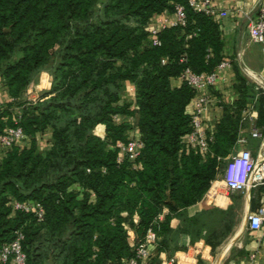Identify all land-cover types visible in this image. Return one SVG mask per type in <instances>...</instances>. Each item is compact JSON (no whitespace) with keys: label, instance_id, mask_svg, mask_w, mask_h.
<instances>
[{"label":"trees","instance_id":"trees-1","mask_svg":"<svg viewBox=\"0 0 264 264\" xmlns=\"http://www.w3.org/2000/svg\"><path fill=\"white\" fill-rule=\"evenodd\" d=\"M96 2L0 0V78L10 105L56 60L44 100L22 107L15 121L7 111L0 115L1 131L16 122L32 140L0 150V247L20 231L26 264H123L133 255L126 227L134 245L153 229L157 250H164L171 220L182 219L220 174L242 110L254 98V85L238 76L235 109L223 108L209 152L201 153L186 142L194 91L184 82L172 89L170 81L186 70L214 71L222 50L218 24L188 0H107L89 22ZM176 6L184 10V26L160 30V45L153 46L147 24L174 15ZM125 83L136 92L139 170L117 163L115 146L127 143L129 126L113 117L133 114L119 105ZM102 126L104 139L97 137ZM48 129L51 148L41 154L34 137ZM13 202L38 203L43 220L13 211ZM191 221L183 219L181 229L194 236Z\"/></svg>","mask_w":264,"mask_h":264},{"label":"crops","instance_id":"crops-1","mask_svg":"<svg viewBox=\"0 0 264 264\" xmlns=\"http://www.w3.org/2000/svg\"><path fill=\"white\" fill-rule=\"evenodd\" d=\"M196 1L202 2L203 0ZM211 1L219 11L227 13L225 18H221L215 22L219 26L220 40L222 42L220 63L225 61L228 62L230 66L224 69H217L219 63L214 69L217 75V80L215 86L209 91L210 104L203 116L204 130L208 135H211L214 138L216 126L223 116V108L226 107L228 110H234L235 107H233V105L239 99V95L235 90L238 76L245 78L247 82L256 85L254 86V98L252 101L248 102L242 110L236 143L231 154L247 149L254 160L264 162V114L259 115L258 113L260 107L264 110V102L260 103V97H264V91L260 86L249 80L246 75L247 72L259 74L264 69V55L261 53L260 46L249 42L246 34L248 19L256 17L259 10L262 8L264 9V0ZM173 19L174 15L168 14L153 16L147 24L146 29L149 32L151 30H160V22H170ZM45 79L46 81H51L47 74H42L39 78V84L35 86V92H47L49 90L50 83L46 88H43L42 86ZM170 85L172 89H178L182 85V82L178 78L172 79ZM135 97V87L131 83H125L123 85L119 105H129V110L133 114L131 116H119L118 120L119 124H126L129 126V130L126 132L127 140L139 139ZM11 102L12 99L8 94V90L0 78V115L7 111L10 114L12 121H15V118L11 116V110L14 108L12 107L13 105H10ZM190 109L191 104L187 109L188 112ZM21 112L22 108H19L17 110V118L20 117ZM2 121L5 123L7 117L2 118ZM252 129L259 130L261 135L260 139L250 138L249 133ZM104 134L105 128L102 126L100 136H104ZM51 135V130H46L44 134L45 142L43 141L41 144L48 147L50 145L48 142L51 140ZM37 137L38 135L35 136V141H37ZM21 145L29 147L30 142L26 139ZM37 145L38 144L36 143L37 150H39V146ZM44 149L48 151V149ZM228 157L222 160V170L212 183L211 187L215 183L220 185L223 177L225 161ZM237 193L241 194V197L235 201L232 200L229 195H222L217 192L210 199L204 195L198 203L189 207L185 211H182V219L174 218L170 222L171 231L165 236V249L162 251H158L157 247L151 249L150 259L146 261L145 264H160L161 261L168 260L171 256L175 257L179 254H183L185 252L182 251L190 250L192 244L196 240H200L197 245L201 247L204 239L194 237L187 229H185V231L181 229L183 219H191L202 213V211H206L210 208H216L222 213H229V211L231 212L240 207H243L244 209L243 216L246 218L245 225L243 226V223H241L240 227L232 231V235L225 239L226 242L218 249V253L214 258H211V264H244L250 255L255 256L252 264H264V224L259 230L250 231L247 223V216L256 211L260 206L264 205V187L261 186ZM218 198H221L223 202L219 203ZM168 202L170 201L168 200ZM167 214L168 210L164 209L163 215L160 216L159 219L163 220V217ZM228 242L229 244H227ZM205 247L209 250V247ZM201 258L203 257L201 256ZM188 264H196V260H191Z\"/></svg>","mask_w":264,"mask_h":264},{"label":"built area","instance_id":"built-area-1","mask_svg":"<svg viewBox=\"0 0 264 264\" xmlns=\"http://www.w3.org/2000/svg\"><path fill=\"white\" fill-rule=\"evenodd\" d=\"M189 7L197 13L205 14L214 21L227 16L226 12L219 11L211 0H188ZM185 14L180 6L175 7L174 19L170 22H160V30L167 27L184 26ZM160 30L150 31V40L153 46H159L160 43L156 38ZM246 34L249 42L260 46L261 53L264 55V9H260L256 17L249 18L246 26ZM228 62H221L217 69L228 68ZM246 75L253 83L260 86L264 91V69L261 73H249ZM253 76V77H251ZM194 91V97L191 102V109L188 114L190 117V133L187 135L186 142L195 146L201 153L209 152V144L213 141V137L208 135L203 126V116L210 104L209 91L215 86L217 75L213 71L209 74H193L188 70L184 71L178 78ZM118 120V116L113 117ZM95 134V133H94ZM250 138L260 139L259 130L252 129L249 133ZM26 140L21 127L14 122L13 127H7L0 130V150L5 152L16 145H20ZM118 150L117 163L121 164L124 160L130 164L131 170H139L140 164L137 160L143 149V143L139 139L127 140V143L118 142L116 144ZM220 184L230 192H244L248 189L264 187V162L254 160L251 153L247 149L231 154L225 161L223 177ZM208 192V199L215 193ZM13 211H22L33 214L37 222H41L44 217L42 207L38 203H18L11 204ZM248 228L250 231L259 230L264 224V205L260 206L256 211L247 216ZM127 229V228H126ZM129 240L134 243V235L132 231L127 230ZM23 234L20 231L15 232L12 242L4 244L0 247V264H26V257L22 250ZM160 238L149 229L142 242L135 244L132 248L133 255L123 260V264H145L150 259L151 249L157 247ZM182 257L175 256L168 260L161 261L160 264H180V259L187 261L186 255L180 254ZM255 259L254 255H250L244 264H252ZM187 263V262H186ZM185 263V264H186Z\"/></svg>","mask_w":264,"mask_h":264},{"label":"rangeland","instance_id":"rangeland-1","mask_svg":"<svg viewBox=\"0 0 264 264\" xmlns=\"http://www.w3.org/2000/svg\"><path fill=\"white\" fill-rule=\"evenodd\" d=\"M106 1L107 0H97L95 6L91 11L89 22H95L98 19V17L101 15V10L105 5ZM74 28L75 27H73L72 30H74ZM55 61L56 60L52 59L51 63L46 68H44L34 76L32 82H30V84L27 86L25 92L22 93V96L16 101V104L12 106L15 109L13 108L11 110L12 111L11 116H13L15 119L17 118V110L19 108H22L27 104H36L39 100H44L47 94H49L52 85L51 71L53 70V65ZM42 74H47L50 77L51 81H46L45 79L42 85L43 88H46L50 83L49 90L47 92L46 91L35 92L36 90L35 86L39 84L40 81L39 78L40 76H42ZM113 121L115 124H119V120L113 119ZM45 132L46 131H44L41 135L37 134L38 135L37 141H35V137H34V141L38 144L37 146H39L38 152L41 154H45L47 152L44 148L48 149V151L51 148V145L45 147L44 145L41 144V142L45 140L44 137ZM104 137L105 134L104 136H100L98 138L104 139ZM28 141L32 142V140L29 138ZM50 142L51 140L48 143L50 144ZM209 190L210 188L208 189V191ZM208 191L205 194L206 196H208ZM216 192L222 195H229L231 199L234 201L240 199L241 197V194L237 192L227 191L221 184L217 186ZM218 202L222 203L223 200L221 198H218ZM243 211H244L243 207L236 208L231 212L229 211V213H222L216 208H210L206 211H202V213H200L199 215L192 217L191 218L192 225L190 226V230L193 232L195 237L197 238L200 237L204 240L202 242L201 247L197 245V243H199L200 240H196L192 244V248L190 250H185V251L181 250L182 252H185L184 253L185 255H187V262L195 259L196 264H211L212 263L211 258H214V256L218 253V249L221 247L222 244L226 242L225 239L229 238L232 235V231L238 229L241 223H243V226L245 225L246 218L243 216ZM183 226L184 225H181V227ZM127 230L131 231L129 228H127ZM128 241L130 246L133 248L134 244L129 240V236H128ZM205 246L209 247V250ZM201 256L203 258H201ZM178 257H182V255L179 254ZM170 258H173V256H171Z\"/></svg>","mask_w":264,"mask_h":264},{"label":"bare ground","instance_id":"bare-ground-1","mask_svg":"<svg viewBox=\"0 0 264 264\" xmlns=\"http://www.w3.org/2000/svg\"><path fill=\"white\" fill-rule=\"evenodd\" d=\"M251 77H253V76H251ZM217 186H218V183H215V184H213V186H212V190H211V192L212 193H216V188H217ZM230 241V240H229ZM227 244H229V242L227 243ZM226 247H227V245H226ZM223 249H224V247H223ZM230 249V248H229ZM228 250V249H227ZM229 252V251H228ZM228 254V253H227ZM220 261V260H219ZM187 261L185 260V259H180V264H185ZM221 262V261H220ZM186 264H188V262L186 263Z\"/></svg>","mask_w":264,"mask_h":264}]
</instances>
